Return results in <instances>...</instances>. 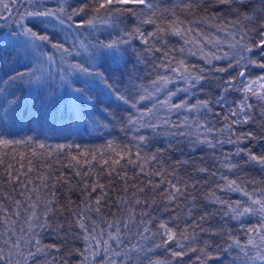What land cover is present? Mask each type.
Returning <instances> with one entry per match:
<instances>
[{"label":"trees","instance_id":"1","mask_svg":"<svg viewBox=\"0 0 264 264\" xmlns=\"http://www.w3.org/2000/svg\"><path fill=\"white\" fill-rule=\"evenodd\" d=\"M149 2L151 9L116 5L121 11L112 18L118 26L101 23L108 13L96 11L97 0H5L0 8V34L23 16L22 25L48 34L53 43H63L73 52L64 58L68 63L86 67H90L88 53L80 49V41L90 47L97 39L131 34L116 59L109 58L98 69L110 77L114 89L128 96L127 104L95 76L73 72L76 78L62 84L59 77L67 65L51 44L38 50L56 59L46 83L9 82V76L24 71L37 57L15 55L16 45L0 42L7 46L0 60V140L21 141L7 147L0 144V256L4 258L0 264H264L244 257L233 245L237 239L243 245L250 236L255 238L247 229L260 217L232 219L226 206L251 203L243 192L253 199L264 198V166L248 158L249 152L264 155V99H260L264 92L253 95L243 87V79L264 72L260 66L264 49L253 47L259 44L264 23V0ZM59 8L65 10L58 13L62 17L83 8L74 22L95 19L96 28H68L50 18L28 15ZM246 15L255 18L245 19ZM147 19L153 22L144 23ZM244 45L252 51L244 50ZM221 68L226 71H218ZM195 76L204 78L193 84ZM161 77L167 83L153 85ZM72 88L88 89L96 107L87 101L74 107ZM172 92L176 95L169 100ZM141 95L148 98L139 101ZM14 99L17 103L10 105ZM182 101L188 106L208 101L209 108L170 110L171 104ZM241 101L252 107L233 116ZM149 109L150 114L141 116ZM129 116L141 119L132 125ZM185 117L186 127H172L185 122ZM246 117H250L247 123L236 122ZM148 123L160 127L154 131ZM141 136L144 142L138 139ZM57 145L65 147L57 149ZM238 150L243 151L237 155ZM232 181L236 182L232 188L241 191L229 190ZM217 198L226 203H218ZM31 204L36 205L39 220L29 228ZM46 208L51 211L45 216ZM45 219L46 226L38 227ZM161 225L175 234L173 240L168 241ZM37 247L42 251L29 256ZM246 251L255 256L256 249Z\"/></svg>","mask_w":264,"mask_h":264},{"label":"snow or ice","instance_id":"2","mask_svg":"<svg viewBox=\"0 0 264 264\" xmlns=\"http://www.w3.org/2000/svg\"><path fill=\"white\" fill-rule=\"evenodd\" d=\"M221 2L231 3L232 0H221ZM128 3L137 4V5L149 8V9L152 8V4L149 2V0H97L96 11L99 12L100 9H105V11L108 13V18L106 20L101 21V23L113 24V26H118L119 22L118 21L113 22L112 14L113 13H119L121 11V9L117 8L116 5L128 4ZM5 7H7V5H5ZM64 11L65 10L63 8H59V9H55V10L46 9L43 12L37 11V12H33V13H28V15L36 16V17L50 18L51 20H54L59 25H61V26L66 25L68 28H72L73 26L76 29H80V28H84V27H87L89 29H95L96 28L97 21L95 19H88L86 21L74 22L73 18L80 15L84 11L83 8L73 11L70 15H66V17H62L61 15H58V13H64ZM253 11H255V10H253ZM244 18L245 19H254L255 17L246 15ZM143 22L144 23H152L153 21L151 19H147ZM19 27L22 29L21 34L25 38H27L24 42V45H23L24 50L27 51L28 48H30L32 52L36 53L37 58H36L35 62H33L31 65H25L24 71H17L15 73V75L9 76V82H11V81H24L25 79H27V83L30 85L31 84L43 85L44 83H46L49 80V78L52 76L51 68L54 64H56V59H55L53 54H45L43 52H39L38 50L40 48H42L45 44H51V47L53 49H55L60 54V62L62 64L67 65V71L60 76V80H61L62 84L67 83L70 74L73 72L81 73L84 76H95V77L99 78V80L101 82L104 83L106 88L110 89L111 92L113 94H115V97L117 100H121L126 104L131 103L128 96H126L125 94L119 93V91L117 89H114L112 87V85L108 83V80L110 79V77L106 76L104 71L98 70L99 67H103L106 64V62L109 58H111L113 60L116 59V56L119 52L120 47L122 45H125L128 43V39H126L125 37L131 35L130 33L124 32L123 36H117L116 38L111 39L109 41H102V40L97 39L94 43H91L90 47H89V45H86L83 41H80V43H79L80 49H82L84 52L88 53V60H89L90 67H86L82 63H68L64 59L66 56H72L73 55V52L68 47H66L65 44L58 43V42L53 43L51 36H49L48 34H39L37 31H34L33 28L26 27L22 24L19 25ZM135 32L139 35V37L143 40V42L145 44L148 43V40L144 38V33H142L139 28L135 29ZM176 34H179V31H177ZM152 35H155V34H152ZM258 35L260 36L259 44L253 45V47H260L261 49H264V23H261L260 31H259ZM241 39H243V37H241ZM6 47H7L6 45L0 46V60H2L3 56L5 55ZM243 49L246 51H249V52L252 51V48L248 47L247 45H244ZM149 51H151V49H149ZM15 55H19V52L15 53ZM76 55H79V53L77 52ZM165 56H167V53H165ZM40 57H43L44 59H40ZM216 58L219 59L220 57H216ZM97 60H99L101 62L99 65L97 64ZM253 63H255V61H253ZM181 64H182V62H181ZM260 66L264 67V65H260ZM107 70L108 69H106V71ZM171 70L172 71H178V69H176V68H173ZM218 71H226V69L221 68V69H218ZM239 75L243 76L244 73L241 72ZM203 78L204 77H202V76H195L192 78V80L190 82L195 84V83L199 82V80H202ZM261 79H264V77H262ZM160 82L167 83V80H166V78L161 77L160 81H153L152 83H153V85H157ZM228 83L231 84L232 81H229ZM133 87H135V85H133ZM184 91H187V89H184ZM246 91H252L251 87H249ZM72 93L74 94L72 97L73 104L77 108L79 107L78 102H83V101H87L89 103V105L93 108L96 107V103L94 102V98L92 97L91 94H88V89H86V88H72ZM174 95H176L175 92L169 93V100ZM253 95H256V93H253ZM146 98H148V97L141 95L139 97V101H142ZM246 99H247V97H245V100ZM260 99H264V96H260ZM139 101H137V102H139ZM168 102L169 101L166 100V101H164V104H168ZM16 103H17V100H15V99L9 101L10 105H15ZM132 106L135 107V104L133 103ZM251 107L252 106L250 104L246 105L244 101H241V104L239 106V111H234L231 114L233 116H238L245 111V108L250 109ZM182 108L186 109L187 111H192L194 109H199V108H209V102L208 101H197L196 104L188 106L186 102L182 101L181 103L171 104V106H170V110L171 109L180 110ZM151 111L152 110L149 109V110H147V113H141V116L146 115V114H150ZM5 114H7V113H5ZM140 119H141V117H139V116L136 117L135 119H133L131 116H129L128 122H129V124L135 125L136 123H138L140 121ZM248 119H250V117H246L243 121H236V122L237 123H239V122L247 123ZM186 121H187V117H185V122H183L181 124L172 125V127H175V128L186 127L187 126ZM168 123L169 122L167 120L164 121V124H168ZM146 126L153 128L154 131L160 127V125H157L154 123H148ZM209 131H210V129H209ZM175 134L184 135L185 133L178 132ZM247 136L251 137L252 134L248 133ZM138 139L141 142H144L146 138L141 136ZM30 140H31V138L24 141V143H29ZM228 142L232 143L233 141L231 139H229ZM13 143L19 144V143H21V141L0 140V144H3L5 147H7ZM209 146H214V145H212L209 142ZM39 147L41 149H43L45 147V145L40 144ZM64 147H65L64 145H57V149H63ZM67 147L71 148L72 145H68ZM240 151H243V150H238L236 154L239 155ZM248 158L251 161L257 162L261 166H264V155L256 156V155H253L249 152ZM73 159H75V158H73ZM152 159H155V156H153ZM116 163H119V161H116ZM233 167H235V166H233ZM113 171H115V169H113ZM200 171L203 172V171H206V169H200ZM111 174L112 173L110 172L109 175H111ZM77 175H80V173L77 172ZM235 183H236L235 181H232L229 184V186H228L229 190L241 191V189H239V188H235V189L232 188V185H234ZM45 186H46V184H45ZM100 187L102 188L103 186H100ZM173 187H175V186H173ZM92 191L93 192L96 191V186L92 187ZM179 191H180L179 188H176V192L178 193ZM243 195L248 196L251 203L244 204L242 201H237L235 203V205L228 203L226 206L230 209V211L232 213L231 218L238 220V219L245 217V216H259L260 220H259L257 225H253L252 227H249L247 229V233L254 234L255 238L250 236L249 239L247 240V242L243 245L237 239V240L233 241V245L235 247L239 248L240 253H242L244 257L264 262V198L253 199L250 196V194L247 192H243ZM174 198H175V195H173L171 197V199H174ZM29 199H31V198L29 197ZM101 199H102V196L98 197L96 199L97 205H100ZM217 202L221 203V204L226 203L222 200H219L218 198H217ZM30 208L32 209V213H31V218L28 222L29 228L32 227L33 222L39 220V217L35 213L36 205L31 204ZM49 211H51V209L46 208L45 216L47 215V212H49ZM96 211L99 212V207L96 208ZM225 215H227V213H225ZM201 219H204V217H201ZM46 224H47V220L45 219L44 223L38 224L37 226L40 228H44L46 226ZM79 227L87 230L84 223H79ZM124 227L127 228L128 225L125 224ZM161 227L166 229L165 225H161ZM148 231H149L148 228L144 229V232H148ZM166 232L168 234V241L173 240L175 237V234L171 233V231L167 230V229H166ZM229 238L231 239V237H229ZM257 238L260 242L259 244L257 243ZM84 239L87 242L89 237L85 236ZM39 244H40V241L37 240L36 245H39ZM233 245H229V248L233 247ZM249 247L256 249V253H255L254 257H249V253L246 251V249ZM132 250L136 251V247L134 245L132 246ZM40 251H42V249L40 247H37L36 252L29 251L28 255L31 257H35L37 255V253H39ZM172 255L173 256H179V255H181V253L180 252H173ZM239 258L240 257L237 256L235 259H239ZM3 259L4 258L2 256H0V260H3ZM85 264H86V262H85Z\"/></svg>","mask_w":264,"mask_h":264},{"label":"rangeland","instance_id":"3","mask_svg":"<svg viewBox=\"0 0 264 264\" xmlns=\"http://www.w3.org/2000/svg\"><path fill=\"white\" fill-rule=\"evenodd\" d=\"M4 1L5 0H0V8L4 5ZM24 22L25 21L23 19V16H21V17L19 16V18L15 24L8 26L6 28V30L1 32L0 42L5 41L6 43H9L10 45H16L17 47L14 49H16L20 54H25L26 56L29 55V57L34 58V57H37L36 53L32 52L30 48H28L27 51H25L23 48L24 42L27 38H25L21 34L22 29L19 27V25L23 24ZM12 26L15 27V30H12ZM17 43L21 47H19L17 45ZM22 52H25V53H22ZM56 74L60 75L59 73H56ZM74 75H75L74 73H71L68 80L75 79L76 77ZM262 77H264V72L259 73L257 75H254L252 77H248L246 79H243V87L245 89H248L249 87H251V89H252L251 92L256 93V95L263 93L264 92V79H261ZM57 78H56V80H57Z\"/></svg>","mask_w":264,"mask_h":264}]
</instances>
